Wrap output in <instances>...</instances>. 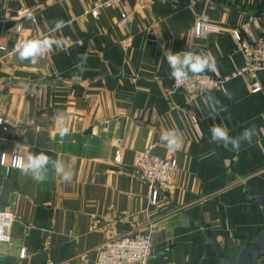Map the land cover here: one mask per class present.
I'll list each match as a JSON object with an SVG mask.
<instances>
[{"label":"crops","instance_id":"1","mask_svg":"<svg viewBox=\"0 0 264 264\" xmlns=\"http://www.w3.org/2000/svg\"><path fill=\"white\" fill-rule=\"evenodd\" d=\"M104 1L0 0V119L8 128L0 129V158L7 163L0 164V209L13 214L0 264H95L109 237L149 224L156 228L147 264H221L204 239L207 228L235 259L243 242L264 229L259 203L247 200L264 198V71L256 74L258 92L239 75L225 82L231 99L217 88L190 97L170 89L163 48L186 51L188 38L214 59L220 75H229L243 65L231 30L255 13L262 31L264 0H124L100 7L96 16L87 12ZM28 11L38 24L17 21ZM123 12L125 26L119 24ZM204 15L218 29L196 38L194 24ZM54 19L68 22L56 34L63 49L35 64L19 61L14 25L23 22V38H35L49 34ZM81 53L88 56L83 73L75 68ZM210 96L227 106L230 119ZM57 111L70 129L62 140L53 123ZM213 125L232 136L256 126L257 134L232 151L211 142ZM169 128L183 135L175 153L160 140ZM17 142L24 154L43 150L70 163L72 182L52 171L43 183L22 175L10 165ZM147 148L177 162L172 189L159 190L155 201L134 170Z\"/></svg>","mask_w":264,"mask_h":264},{"label":"clouds","instance_id":"2","mask_svg":"<svg viewBox=\"0 0 264 264\" xmlns=\"http://www.w3.org/2000/svg\"><path fill=\"white\" fill-rule=\"evenodd\" d=\"M26 21L30 24H38L39 21L33 12L24 13L17 21ZM52 27L49 34L40 33L35 38H23L28 31L23 22H18L10 30L18 37L13 47V54L16 58L23 62L29 61L32 64L38 62L39 59L52 53L53 50H62L64 39L57 36L62 30L68 26V22L63 19H54L51 21ZM212 31L210 17L202 16L194 24V32L196 38H204ZM186 51L173 52L171 49L163 48V56L170 68V77L177 86H183L191 83L195 78L205 76L207 73H215L217 68L214 59L207 55L200 54L193 48L192 41L187 38ZM88 56L86 53L78 54L75 68L83 73L87 64ZM20 86L25 92L31 90L30 83L21 82ZM225 97L231 99V94L227 89L224 90ZM211 103L216 107L218 113H225L226 118L230 119L228 109L225 104L214 97H209ZM53 123L56 127L57 134L61 140L69 134L67 117L63 111H57L53 115ZM211 142L228 148L231 146L232 151H239L244 143H251L253 137L257 134L256 126L246 127L236 136L229 134L227 127L223 125H213L210 128ZM160 140L165 143L167 149L173 153L178 152L183 147V135L176 128L163 130ZM23 144L17 142L12 153V167L17 169L22 175L31 177L37 183H43L48 179L49 172L52 171L63 182L71 183L74 177L72 165L63 159H52L45 151L29 152L24 154L20 151ZM7 154V153H6Z\"/></svg>","mask_w":264,"mask_h":264},{"label":"built area","instance_id":"3","mask_svg":"<svg viewBox=\"0 0 264 264\" xmlns=\"http://www.w3.org/2000/svg\"><path fill=\"white\" fill-rule=\"evenodd\" d=\"M124 0H106L95 2L87 10L96 16L100 7H108ZM128 22L126 13H121L119 24L125 26ZM262 20L259 14H249L244 22L231 30L237 51L243 58V65L229 75H220L209 72L205 76L195 78L193 82L183 86H177L170 77V89L183 92L187 96H205L210 88H217L224 93L225 82L233 76L244 75L250 79V91L255 93L261 89L256 80V74L264 71V29L260 27ZM212 25V31H217ZM195 34V32H194ZM4 50V48H1ZM190 121L196 125L197 117L190 116ZM2 120L0 119V123ZM0 164L6 166L5 156H1ZM12 166V160L10 162ZM177 162L173 157L161 158L151 153L150 149L141 151L134 163L136 177L148 187L151 200L155 201L159 190H171L174 181V172ZM13 222V214L0 209V243L10 240L9 229ZM156 228L155 224H149L145 231H131L124 234L109 237L101 246L95 264H147L151 245L150 234ZM24 255V250L20 256Z\"/></svg>","mask_w":264,"mask_h":264},{"label":"water","instance_id":"4","mask_svg":"<svg viewBox=\"0 0 264 264\" xmlns=\"http://www.w3.org/2000/svg\"><path fill=\"white\" fill-rule=\"evenodd\" d=\"M248 201L259 203L264 213V198L261 196L247 197ZM204 239L211 245L214 251V258L218 259L221 264H261V258L264 256V229L261 230L254 238L245 240L239 249L235 259L227 255V251L221 248L216 241V233L207 228L204 232Z\"/></svg>","mask_w":264,"mask_h":264},{"label":"trees","instance_id":"5","mask_svg":"<svg viewBox=\"0 0 264 264\" xmlns=\"http://www.w3.org/2000/svg\"><path fill=\"white\" fill-rule=\"evenodd\" d=\"M0 129L1 130H5V129H8V128H7V125L5 123L1 122L0 123Z\"/></svg>","mask_w":264,"mask_h":264}]
</instances>
